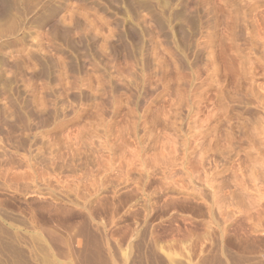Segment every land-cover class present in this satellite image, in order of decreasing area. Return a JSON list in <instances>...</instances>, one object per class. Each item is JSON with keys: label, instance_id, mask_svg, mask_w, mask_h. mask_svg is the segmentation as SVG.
Returning a JSON list of instances; mask_svg holds the SVG:
<instances>
[{"label": "rangeland", "instance_id": "1", "mask_svg": "<svg viewBox=\"0 0 264 264\" xmlns=\"http://www.w3.org/2000/svg\"><path fill=\"white\" fill-rule=\"evenodd\" d=\"M0 264H264V0H0Z\"/></svg>", "mask_w": 264, "mask_h": 264}, {"label": "bare ground", "instance_id": "2", "mask_svg": "<svg viewBox=\"0 0 264 264\" xmlns=\"http://www.w3.org/2000/svg\"><path fill=\"white\" fill-rule=\"evenodd\" d=\"M185 13H186V12H185ZM206 19H207V18H206ZM205 22H207V21H205ZM169 29H170V28H169ZM76 34H77V33H76ZM197 52H198V51H197ZM194 54H195V53H194ZM196 59H197V58H196ZM85 63H86V61H83V64H85ZM9 68H10V67H9ZM112 87H113L114 90H118L119 88L122 87V84H121V83H118V82H115V83H113ZM111 89H112V88H111ZM113 89H112V90H113ZM147 95H148V90H147V88H146V89L144 88V89H143V92H141V94L139 95L138 102L141 103V102L145 101ZM2 97H3V96H2ZM214 162H215V161H214ZM214 165H215V164H214ZM215 166H216V165H215ZM250 188H252V187H250ZM252 191H254V190H252ZM239 192H240V191H239ZM238 194H239V193H238ZM242 195H243V194H242ZM248 195H249V194H248ZM240 196H241V195H240ZM245 196H246V195H245ZM238 197H239V196H238ZM250 197H253V196L250 195ZM239 198H241V197H239ZM244 198H247V197H244ZM253 198H254V197H253ZM241 199H243V196H242ZM247 199H249V198H247ZM211 200H212V199H211ZM237 200L239 201L238 198H237ZM250 200H251V199H250ZM235 201H236V199H235ZM235 201H234V202H235ZM241 201H242V200H241ZM241 201H240V202H241ZM254 201H255V200H254ZM247 202H248V201H247ZM255 202H256V201H255ZM215 203H216V202H215ZM235 203H236V202H235ZM242 203L245 204V201H243ZM251 203H252V202H250V205H252ZM226 204H227V203H226ZM238 204H240V203H238ZM247 204H248V203H247ZM222 205H223V204H222ZM236 205H237V204H236ZM241 205H242V204H241ZM248 205H249V204H248ZM211 206H212V205H211ZM217 206H218V205H217ZM244 206H246V205H244ZM238 207H239V206H238ZM240 207H241V206H240ZM247 207H248V206H247ZM247 207H245V208H247ZM252 207H253V205H252ZM252 207H251V208H252ZM254 207H255V206H254ZM256 207H257V206H256ZM256 207H255V208H256ZM220 208H221V207H220ZM242 208H243V207H242ZM249 208H250V207H249ZM249 208H248V210H249ZM251 208H250V209H251ZM209 209H210V206H209ZM213 209H214V208H213ZM215 209H216V208H215ZM239 209H240V208H239ZM258 209H259V208H258ZM241 210H242V209H241ZM246 210H247V209H246ZM254 210H255V209H254ZM256 210H257V209H256ZM256 210H255L254 212H256ZM215 211H216V210H215ZM220 211H221V209H220ZM237 211H238V210H237ZM247 212H248V211H247ZM224 213H225V212H224ZM224 213H222L223 216H226V215H224ZM233 213H234V211H233ZM235 213H236V212H235ZM238 213H239V212H238ZM249 213H250V210H249ZM257 213H259V211H258ZM257 213H256V215L254 214V215L256 216V218H257V215H258ZM214 214H215V212H214ZM216 214H217V212H216ZM229 214H230V213H229ZM241 214H243V212H242ZM260 214H262V213H260ZM230 215H232V214H230ZM230 215H229V216H230ZM235 215H236V214H235ZM245 215H247V214H245ZM223 216H222V217H223ZM227 216H228V215H227ZM233 216H234V215H233ZM233 216H230V217H233ZM258 216H259V215H258ZM244 217H245V216H244ZM244 217H243V218H244ZM223 218H225V217H223ZM233 218H234V217H233ZM253 218H255V217L253 216ZM220 219H221V218H220ZM226 220H227V218H226ZM242 220H243V219H242ZM213 221H214V220H213ZM227 222H228V221H226V224H227ZM237 222H238V221H237ZM244 222H245V220H244ZM244 222H243V223H244ZM255 222H257V220H256ZM247 224H248V223H247ZM240 225H241V224H240ZM245 226H246V225H245ZM242 227H243V226H242Z\"/></svg>", "mask_w": 264, "mask_h": 264}]
</instances>
